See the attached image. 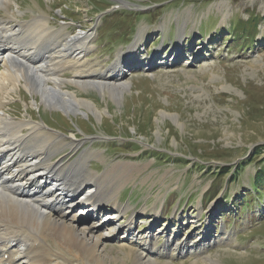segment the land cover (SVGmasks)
<instances>
[{"label":"rangeland","instance_id":"obj_1","mask_svg":"<svg viewBox=\"0 0 264 264\" xmlns=\"http://www.w3.org/2000/svg\"><path fill=\"white\" fill-rule=\"evenodd\" d=\"M119 2L123 9L110 12ZM18 3L20 19L45 13L55 28L73 21L75 27L67 31L70 36L92 34L89 54L83 53L80 60L129 84L119 101L96 90L68 86L78 98L94 103L99 116L48 108L41 96L22 86L6 98V112L16 121H35L56 134L76 136L74 141L82 146L67 149L59 160L67 155L63 162H74L91 151L95 154L91 172L102 175L111 169L114 182L124 186L118 204L106 203L114 211L121 209V214L113 215L121 218L103 222L95 231L109 238L103 264H138L130 248L156 249L149 251L154 264H264V178L256 177L260 168L264 171V153L252 158L256 147L264 144V0ZM253 12L263 17L257 43L234 38L235 16L245 21ZM115 69L121 72L116 75ZM151 152L172 159H158ZM220 167L230 173L217 175ZM88 192L83 196L90 197ZM82 198L70 199L77 203L74 211L66 198L68 211L62 212L76 214L74 224L85 229L95 217L82 210L89 209L82 207L86 202L80 204ZM92 203L101 204L98 199ZM107 210L102 216L112 213ZM115 225L112 238L108 233ZM46 239L62 252L60 260L65 264H101L75 260L67 240ZM173 242L185 249L153 257ZM201 244L206 245L204 256L209 261L187 255Z\"/></svg>","mask_w":264,"mask_h":264},{"label":"bare ground","instance_id":"obj_2","mask_svg":"<svg viewBox=\"0 0 264 264\" xmlns=\"http://www.w3.org/2000/svg\"><path fill=\"white\" fill-rule=\"evenodd\" d=\"M4 2L14 3L13 0ZM5 13L6 17L0 18V264H65L60 260L62 252L47 244V236L60 242L67 240L71 245L68 252L75 260L79 257L103 264L104 247L109 238L95 231L103 222L118 218L113 216L116 212L122 213L121 209L114 211L106 203L118 204V194L124 186L114 182L111 169L102 175L91 172L90 160L95 155L91 151L84 152L74 162L64 163L67 155L59 160L67 149L75 151L82 144L62 138L35 121H16L6 114V98L22 86L32 95L41 96L42 104L48 108L74 115L99 116L101 112L94 103L78 98L73 90L68 91V86L76 85L84 92L96 90L119 101L129 84L119 82L118 77L98 73L80 60L91 49L92 34L70 36L67 27L55 28L44 13H37L30 21L19 20L8 8ZM117 71L120 73L121 69L114 71L116 75ZM121 179L118 177L119 182ZM75 191L82 192L73 194ZM87 191L92 193L88 198L83 196ZM81 197L80 204L87 203L82 207L89 206L82 210L89 211L88 215L92 211L94 220L98 219L85 229L74 224L76 214H66V200L74 211L75 201H81ZM95 199L103 205H92ZM105 209L112 213L102 216ZM116 227L112 226L108 233L112 238ZM182 247L184 250V246L175 242L167 244L153 257L162 258L164 252L181 253ZM155 250L138 252L130 248V253L138 264H154L149 251ZM204 253L206 245L201 244L196 252L187 255L209 261Z\"/></svg>","mask_w":264,"mask_h":264},{"label":"trees","instance_id":"obj_3","mask_svg":"<svg viewBox=\"0 0 264 264\" xmlns=\"http://www.w3.org/2000/svg\"><path fill=\"white\" fill-rule=\"evenodd\" d=\"M260 19H263V17H261V14L256 13V12H253L252 14H248V18L245 21L239 16H235L234 18L235 27L233 29L234 38L240 41H244L245 43H248V42H250L251 44L257 43L258 41L257 37H258L259 27H260V22H259ZM124 146H129V144L125 143ZM256 149L258 151L252 158L257 159L259 158V156L263 155L264 153L262 152L264 150V144L257 146ZM153 156H156L159 159L164 158L165 160H169V161L171 159L169 158L167 154H164V153L159 154V153L154 152ZM251 161L253 162L254 160L251 159ZM246 163L247 161L240 162L239 166L236 167V170L232 173V176L236 175V173H239V171L242 170V168L245 166ZM229 173L230 171L226 167L219 168L218 172H216L217 175H222V176H224V174L228 175ZM259 175H261L260 178H259ZM256 177H258L260 181L263 180L264 178L263 168H260L258 170Z\"/></svg>","mask_w":264,"mask_h":264}]
</instances>
